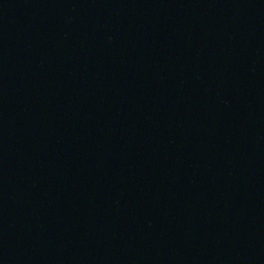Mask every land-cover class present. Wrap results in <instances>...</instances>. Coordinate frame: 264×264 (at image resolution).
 I'll list each match as a JSON object with an SVG mask.
<instances>
[{"label":"water","instance_id":"1","mask_svg":"<svg viewBox=\"0 0 264 264\" xmlns=\"http://www.w3.org/2000/svg\"><path fill=\"white\" fill-rule=\"evenodd\" d=\"M0 264H264V0H0Z\"/></svg>","mask_w":264,"mask_h":264}]
</instances>
